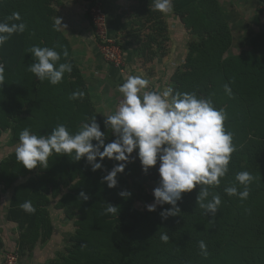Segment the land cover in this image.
<instances>
[{"label":"rangeland","instance_id":"374dc122","mask_svg":"<svg viewBox=\"0 0 264 264\" xmlns=\"http://www.w3.org/2000/svg\"><path fill=\"white\" fill-rule=\"evenodd\" d=\"M140 2L150 40H156L157 57L162 63L170 55L165 63L168 86L181 91L185 81L181 86L173 80L191 74L187 81L197 95L210 97L227 113L224 127L232 133L238 154L232 153L220 185L209 188L221 198L219 210L213 216L198 206L197 186L182 194L176 216L161 217L163 210L172 208L169 204L148 211L146 205L154 203L153 189L161 179L159 161L145 174L136 158L118 174L115 188L102 182L117 163L108 158L95 172L84 158L75 161L74 156L55 153L47 169L24 168L15 157L24 128L46 135L63 123L75 132L96 116L106 133L105 143L115 136L104 126L103 109L98 110L104 106L88 93L89 56L74 54L71 48L67 57L61 53L60 63H71L72 72L51 85L47 80L35 83L28 69L16 80L8 52L0 59L5 67L0 83V264H7L8 256L11 264H114L111 227L130 207L145 214L140 230L130 234L137 244L133 264H264V0H173L167 14L154 10L153 0ZM81 61L85 65L79 67ZM78 90L85 96L70 100ZM131 155L136 157V152ZM241 171L255 177L243 201L224 192L233 183L243 190L235 181ZM124 190L131 193L128 198L119 195ZM82 191L89 199L79 197ZM25 201L32 202L35 213L20 207ZM107 203L118 208L116 214H105ZM164 233L170 237L167 243L160 239ZM230 240L249 243L240 260L223 254ZM200 241L207 245V256L201 254Z\"/></svg>","mask_w":264,"mask_h":264},{"label":"clouds","instance_id":"9594fccd","mask_svg":"<svg viewBox=\"0 0 264 264\" xmlns=\"http://www.w3.org/2000/svg\"><path fill=\"white\" fill-rule=\"evenodd\" d=\"M153 9L162 13L173 10V0H153ZM19 13H13L9 20L19 21ZM66 28L62 18L56 17L53 29ZM26 25L21 23L0 22V47L15 33H23ZM32 54L33 62L27 67L40 81L47 80L51 85L62 82L65 73L72 72L71 63L61 61V52L55 47L32 46L27 50ZM64 57L68 56L65 49ZM5 67L0 63V83L4 80ZM149 80L142 75H129L119 85L122 94L115 112L104 115V126L111 129L115 139L105 143L106 133L96 116L83 122L77 131L71 132L63 123H58L46 135L35 134L29 128L19 133V142L15 146L16 160L28 170L37 167L47 169L49 157L55 154L74 156L75 161L82 158L91 166L92 171L101 170L105 158L117 163L102 177V182L109 188L118 184L117 176L126 165L139 159L142 171L156 166L159 161V186L153 189L154 203L146 205L148 211H155L157 205L169 204L170 209L163 210V219L176 216L180 212L177 202L182 194L191 192L199 186L197 204L205 213L213 216L219 210L221 198L209 191L210 187L219 186L221 178L229 171L232 153L236 150L231 132L226 131L224 122L227 113L223 108H216L213 100L198 96L195 91H179L171 87L163 91H145ZM225 93L232 95L228 84ZM83 91H74L70 100L82 99ZM95 141V143H93ZM136 152V157L132 153ZM253 177L248 171L236 173L235 181L243 186L239 190L237 183L224 188L229 196H237L241 201L250 195L249 185ZM120 196L128 198L131 193L121 191ZM79 197L89 199L85 192ZM209 197H211L209 199ZM20 207L27 213H35L31 201H25ZM117 207L107 203L105 214H116ZM247 211V210H246ZM160 239L167 243L170 237L164 233ZM201 254L208 255L207 245L199 242Z\"/></svg>","mask_w":264,"mask_h":264},{"label":"crops","instance_id":"0c3cea01","mask_svg":"<svg viewBox=\"0 0 264 264\" xmlns=\"http://www.w3.org/2000/svg\"><path fill=\"white\" fill-rule=\"evenodd\" d=\"M88 5L89 0H50L48 6L52 10V22L58 16L62 18V24L66 25L65 29L58 32L67 48H71L74 54L87 55L92 60V66L88 67L91 75L87 83L88 93L94 96L97 104L104 106H99V112L102 109L106 115L115 112L122 99L118 87L129 75H142L149 80L145 91H163L169 87V79L166 78L169 70L166 71L165 63L170 55L168 59L163 58L162 63L157 57L154 48L156 40L151 42V35L145 28L148 21H144L146 16L140 14L138 9L143 6L140 0H103L101 4L107 35L119 41L122 48L126 63L123 71L104 60L99 53L93 26L86 15ZM90 54H94V57ZM84 63L81 61L79 67L84 66Z\"/></svg>","mask_w":264,"mask_h":264},{"label":"trees","instance_id":"16d2710c","mask_svg":"<svg viewBox=\"0 0 264 264\" xmlns=\"http://www.w3.org/2000/svg\"><path fill=\"white\" fill-rule=\"evenodd\" d=\"M49 2L50 0H0V22L9 24L23 22L26 25V30L23 33L13 34L5 43L7 45V50L4 46L0 47V59L1 57L6 58L5 53H10L9 57H12V59H9V62L11 61L13 65V77L18 81L25 75L24 72L28 65L33 62L32 54L27 52L30 47L34 45L55 47V49L61 53L65 49L67 51L69 50L65 40L59 37V32L53 29V22L51 19L52 10L48 6ZM88 8L89 6L86 9V15L91 22ZM13 13H19L21 19L19 21L9 20V17H11ZM191 76V74L189 75L186 73L184 76L180 75L177 80L173 81H179L178 83L181 86L183 85V81H185V88L181 89V91L187 90V92H189V87L193 89L191 82L189 81V83L187 81ZM33 78L35 83H39V79L35 75ZM11 84L18 85L13 80H11ZM192 91H195V89ZM233 153L238 154V150ZM144 218V212L130 207L125 212L121 213L118 219L113 223L110 231V242L116 254L114 264L134 263L137 244L130 237V234L140 230ZM249 248L250 245L246 241L238 244L236 241L230 240L226 242L222 251L224 255L228 253L233 258L240 260L242 251Z\"/></svg>","mask_w":264,"mask_h":264},{"label":"built area","instance_id":"2783aa9c","mask_svg":"<svg viewBox=\"0 0 264 264\" xmlns=\"http://www.w3.org/2000/svg\"><path fill=\"white\" fill-rule=\"evenodd\" d=\"M102 1L103 0H90L88 5V12L94 30L97 49L104 60L123 71L126 69L123 52L116 42L107 35L105 14L101 6ZM9 258L8 256L6 259L7 264H11Z\"/></svg>","mask_w":264,"mask_h":264}]
</instances>
